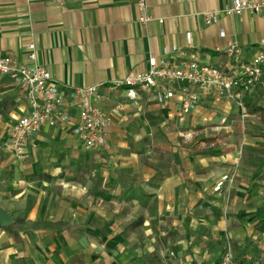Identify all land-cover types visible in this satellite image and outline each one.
Wrapping results in <instances>:
<instances>
[{"label":"crops","instance_id":"1","mask_svg":"<svg viewBox=\"0 0 264 264\" xmlns=\"http://www.w3.org/2000/svg\"><path fill=\"white\" fill-rule=\"evenodd\" d=\"M137 1L0 0V56L26 61L34 43L36 62L52 73L73 117L44 126L28 141L24 158H16L4 145L10 124L23 114L16 100L21 91L10 77L0 78V206L15 219L0 224V264H123L130 256L128 249L123 257L128 245L119 235L142 233L169 235L167 245L150 237L144 249L157 251L166 264H219L228 247L234 264H259L264 81L254 90L239 88L234 100L203 98L184 127L201 125L200 138L217 141L182 152L175 143L154 144L160 134L171 139L168 124L182 126L178 100L159 103L155 91L140 89L138 100L131 101L115 82L145 70L149 55L162 56L165 49L171 58L227 72L231 43L245 60L264 51V10L226 15L233 0H146L152 20L144 24ZM209 10L217 12L213 24L204 17ZM91 86H98L103 109L125 103L106 144L96 150L86 149L73 132L76 91ZM238 136L247 139L245 152L230 145ZM151 151L167 155L166 161L140 163L139 155ZM224 174L233 180L214 193V182Z\"/></svg>","mask_w":264,"mask_h":264},{"label":"built area","instance_id":"2","mask_svg":"<svg viewBox=\"0 0 264 264\" xmlns=\"http://www.w3.org/2000/svg\"><path fill=\"white\" fill-rule=\"evenodd\" d=\"M38 1V0H29ZM53 1L64 5L67 0ZM138 17L141 23H148L152 17L147 15L146 0H138ZM264 10V2L256 3L249 0H233L226 6V15H241L244 12L259 13ZM206 23L218 21L216 11L204 13ZM163 22V19H159ZM225 35L224 30L221 31ZM191 33H188L191 42ZM177 49H174V52ZM170 50L165 49L162 56L150 54L148 66L140 72L130 73L126 79L115 82L116 87H124L126 96L131 101H137L138 91H155L156 100L167 103L176 98L181 106V114L187 115L196 108L202 98L234 100L238 98L237 90L241 87L250 90L261 82L264 72V51L253 59L242 62L241 50L237 43H231L226 52L231 58L229 71L220 66L202 63L198 60H178L170 57ZM37 61L36 46L28 45L26 61H20L12 56H0V78L10 77L21 91L17 102L22 104L23 114L12 122L5 148L16 158L22 159L28 141L44 126H56L73 120L69 107L65 103V93L54 80L52 73ZM77 101L74 108L78 112L73 132L88 150L102 148L114 123L115 114L125 103H120L115 109L106 110L100 106L102 95L98 86L77 89ZM239 105L242 103L238 102ZM184 116L181 117L183 119ZM229 178L225 175L215 189L220 190ZM261 250L264 256V227L262 229ZM219 264H234L231 247L223 254Z\"/></svg>","mask_w":264,"mask_h":264},{"label":"rangeland","instance_id":"3","mask_svg":"<svg viewBox=\"0 0 264 264\" xmlns=\"http://www.w3.org/2000/svg\"><path fill=\"white\" fill-rule=\"evenodd\" d=\"M256 55H254L251 59H253ZM240 59H241L242 62H247V61H250L251 60V59L245 60V58H243L242 54L240 56ZM208 64H210V63H208ZM215 66H218V65H215ZM263 75H264V72H263ZM263 81H264V76L262 77L261 82L257 83L255 86H252L251 89H253V90L256 89L258 85H260L261 83H263ZM18 97H17V99H18ZM173 99H176V98H173ZM213 99H215V98H213ZM199 105H200V103H199ZM178 108H179L178 120L181 122L182 126L180 125L179 128H176V126H175L173 128V124H168L167 130L170 131L169 132V135H170L169 138H171V139L168 140L167 138H165L164 136H162L160 134L156 139H154V144L156 145V147H170L171 148L172 147V144L175 143V145H177L176 147H180L181 148V150H180L181 152H182V150H185V149L188 150V148H191V149H193L195 151V149H201V148L202 149H206L207 146H209L210 143H214V142L217 141V139H214V138H211V139L200 138V135L199 134L201 133L200 132L201 131V127H203L201 125H198V126H188L187 128L184 127V125L186 124V121L184 119L186 117V115H182L181 114V110H180L181 106H180V104H179ZM196 108H194V109H196ZM182 116H184L183 119H181ZM11 124H10V126H11ZM259 127L261 128V131H260L261 134H258V137L259 138H264V133L262 132V130L264 131V127L262 125H259ZM178 129L181 130V133L182 134L181 135H178L177 134L178 135L177 136L176 133H177V130ZM171 132H173L174 134L172 135ZM9 133H10V130H9ZM197 135H199V136H197ZM172 136H174V137L172 138ZM192 141H194V142H192ZM230 142H231L230 145L231 146H234V147H237L238 148L237 151L238 152H241V153H242V151L245 152V146H247V147L249 146V144L247 143V139L245 137H243V136H241V137L240 136L233 137V139H231ZM142 144L143 143H141V145ZM218 145H221V144L218 143ZM259 146L262 147L264 145L260 144ZM4 147H5V145H4ZM215 148H217V147L215 146ZM258 152H261L262 153V150H258ZM139 157H140V160H139L140 163H145V162H148L149 163L150 162L149 159H153L154 160V161H151L150 163H158L159 161H166V159H167V155L161 156L158 152H152V151L150 153H148V154H145V156L144 155L143 156L139 155ZM189 158H191L195 162V158L194 157L193 158L192 157H189ZM22 159H20V160H22ZM169 159L172 160L171 158H169ZM225 175H227L229 177V178H227L228 180H226L224 182V184H223V186L221 187L220 190H216L215 189L216 185L218 184L219 181H221V179ZM232 180H233L232 175H229V174L222 175L220 177V179H217V181L214 182L215 185H213L214 188L212 186V191L214 193L215 192L216 193H218V192L222 193L223 192L222 189H223L224 185L226 184V182H231ZM146 188H148V187H146ZM203 192L206 193L207 191L205 190ZM131 194H132L131 195L132 198H134V197H136L135 194H138V192L136 190H134V191H132ZM124 203L125 202L122 201V202H117L116 204L117 205H122ZM126 203H128V205H131L132 204V203H129V202H126ZM141 208H139L138 210H140ZM224 211L227 212V214H228V209H225ZM155 223H156L155 220H151V225H154ZM257 226H258L257 227L258 228V233H257V238L256 239L258 240V236H259V244L261 246L262 245L261 235H262V229L264 227V218L258 222ZM119 236H121L120 238H124V243H126V245H128L123 250V257L126 255V252L129 249L128 257L129 256L130 257L129 258H125L123 260L124 262H122L123 264H134L135 262L138 263V264H143L144 262H145V264H166V262H163L162 261L160 255L158 254L157 251H155V252L153 251V252H150V253H146V252H144V249L147 246L146 241L150 237L152 239H154V241H157V242L158 241H164L165 240L164 241L165 242V245H167V241L166 240L168 239V236L169 235H166V236L165 235H161V234L160 235L159 234H156V235H152V234L146 235V234L142 233V234H135V235H132V234H124V235H119ZM229 241L230 240H227L228 244H226V245H233L232 243H229ZM226 251H227V248H226V250L224 249V251H223L222 254H224ZM232 251H233V249H232ZM131 255H134V256L131 257ZM233 256H234V253H233ZM257 260H258V263L259 264H264V256H263L262 253H261V256L259 257V259H257ZM252 264H256V263H252Z\"/></svg>","mask_w":264,"mask_h":264},{"label":"water","instance_id":"4","mask_svg":"<svg viewBox=\"0 0 264 264\" xmlns=\"http://www.w3.org/2000/svg\"><path fill=\"white\" fill-rule=\"evenodd\" d=\"M15 219L8 213L3 207L0 206V224L1 226H7L13 223Z\"/></svg>","mask_w":264,"mask_h":264}]
</instances>
